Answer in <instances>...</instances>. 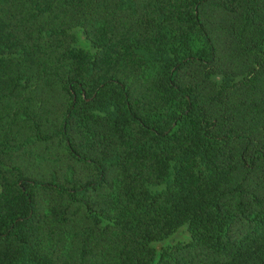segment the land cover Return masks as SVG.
Here are the masks:
<instances>
[{"label":"trees","instance_id":"1","mask_svg":"<svg viewBox=\"0 0 264 264\" xmlns=\"http://www.w3.org/2000/svg\"><path fill=\"white\" fill-rule=\"evenodd\" d=\"M0 264H264V0H0Z\"/></svg>","mask_w":264,"mask_h":264},{"label":"rangeland","instance_id":"2","mask_svg":"<svg viewBox=\"0 0 264 264\" xmlns=\"http://www.w3.org/2000/svg\"><path fill=\"white\" fill-rule=\"evenodd\" d=\"M187 237H188V235H187V236L185 235V237H184V236H182V237L174 236L173 238H174L175 241H177V240H180V239H182V238H183V239H186Z\"/></svg>","mask_w":264,"mask_h":264}]
</instances>
